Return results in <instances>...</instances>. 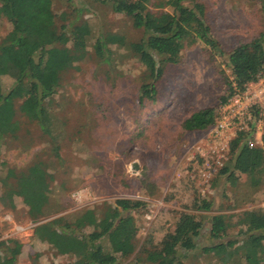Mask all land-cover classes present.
<instances>
[{
  "label": "rangeland",
  "instance_id": "obj_1",
  "mask_svg": "<svg viewBox=\"0 0 264 264\" xmlns=\"http://www.w3.org/2000/svg\"><path fill=\"white\" fill-rule=\"evenodd\" d=\"M159 1L149 0L147 8L156 10ZM188 1L202 6L203 17L223 53L251 41L262 30L259 6L253 0ZM50 3L55 17L62 14L67 30L69 25L87 27V54L74 69L58 74V87L46 106L51 114L50 138L33 121L15 112V136L0 140V199L6 186H14L13 174L39 159L50 175L44 220L60 215L69 220L84 208L98 212L115 198L141 202L128 212L135 223L133 251L117 257L114 264H149L143 260V249L156 245L182 213L193 215L201 226L192 238L191 249H176L178 262L244 264L234 247L251 231L243 233L245 227L238 223V217L244 210L264 209V165L251 176L227 175L219 170L229 165L228 153L205 183L198 182L190 178L194 172L190 156L193 145L201 144L205 128L183 130L180 126L189 113L214 108L225 96L230 77L224 59L210 55L198 43L182 48L175 64L162 67L154 83L153 101L139 102L138 88L143 82L139 63L126 50L113 46L109 62L102 63L94 58L89 45L105 33H120L127 42L136 41L141 31L133 29L122 14L112 13L108 2ZM9 29V23L0 18V40ZM11 82L3 77L2 90ZM18 104L16 101L14 108ZM260 134H264V125ZM202 201L208 202L207 210L198 208ZM213 214L224 215L230 224L219 238L207 233ZM34 223L20 197L0 201V244L7 240L20 244L14 264L70 261L71 256L56 255L31 235ZM231 239L234 251L225 262L203 250ZM100 243L104 245V239ZM1 250L0 245V256Z\"/></svg>",
  "mask_w": 264,
  "mask_h": 264
},
{
  "label": "trees",
  "instance_id": "obj_2",
  "mask_svg": "<svg viewBox=\"0 0 264 264\" xmlns=\"http://www.w3.org/2000/svg\"><path fill=\"white\" fill-rule=\"evenodd\" d=\"M108 2L110 11L122 14L133 29L141 31L136 41L127 42L123 34L98 35L89 45L92 55L102 63H108L112 51L126 50L141 66L142 84L138 88V100L153 101L154 83L159 79L164 65H173L183 48L200 44L210 55L222 57L228 69L229 81L226 94L220 103L232 93V85H242L264 77V0H253L259 6L263 20L261 32L251 41L235 45L223 53L212 36L203 17L202 6L188 0H160L157 9L150 11L149 0H97ZM0 18L10 29L0 40V140L14 137L18 129L15 112L33 121L41 133L50 138L51 114L47 102L58 87V74L74 69L85 58L89 31L85 25L67 23L62 14L56 17L50 0H0ZM57 18L62 19L57 22ZM12 82L2 90L1 79ZM19 104L14 108V103ZM213 108L196 109L185 117L183 130H201L212 121ZM260 144L249 147L244 135L238 133L228 143L229 165L220 172H232L251 176L264 165V134ZM9 175L13 173L8 171ZM13 187L6 186L0 201L13 196L21 198L28 216L34 220L31 235L49 246L56 255H68L72 259L64 264H114L117 257L133 251L135 223L129 210L141 205L140 201L115 198L102 210L84 208L72 219L63 215L45 218L47 190L50 175L42 160L35 159L23 171L13 174ZM198 208L207 210L208 202ZM244 232L251 231L234 247L240 251L244 264H264V209L244 210L238 217ZM200 222L189 213L179 214L174 227L165 233L156 245L143 249V260L149 264H181L180 252L193 247L192 238L197 234ZM88 228L83 232V228ZM230 224L222 214L209 217L207 233L219 238ZM259 231V233H254ZM253 233V234H252ZM104 239V245L100 240ZM234 240L218 242L204 248L225 262L232 255ZM2 246L0 264H14L20 244L7 240ZM222 255V256H220Z\"/></svg>",
  "mask_w": 264,
  "mask_h": 264
},
{
  "label": "built area",
  "instance_id": "obj_3",
  "mask_svg": "<svg viewBox=\"0 0 264 264\" xmlns=\"http://www.w3.org/2000/svg\"><path fill=\"white\" fill-rule=\"evenodd\" d=\"M263 125L264 77L247 82L240 89L232 85V93L213 108L212 121L204 129L201 144L193 145L190 161L194 176L190 174V178L205 183L210 172L226 160L228 143L238 133L244 135L249 147L260 144Z\"/></svg>",
  "mask_w": 264,
  "mask_h": 264
}]
</instances>
